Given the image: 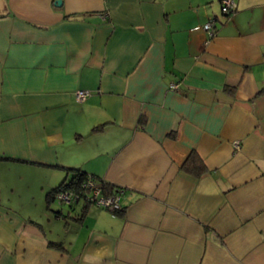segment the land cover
Segmentation results:
<instances>
[{
    "label": "crops",
    "instance_id": "crops-1",
    "mask_svg": "<svg viewBox=\"0 0 264 264\" xmlns=\"http://www.w3.org/2000/svg\"><path fill=\"white\" fill-rule=\"evenodd\" d=\"M234 1L0 0V264H264V0ZM70 168L121 209L48 202Z\"/></svg>",
    "mask_w": 264,
    "mask_h": 264
},
{
    "label": "built area",
    "instance_id": "built-area-1",
    "mask_svg": "<svg viewBox=\"0 0 264 264\" xmlns=\"http://www.w3.org/2000/svg\"><path fill=\"white\" fill-rule=\"evenodd\" d=\"M221 9L224 14L234 10L236 7V3L234 0H221ZM204 29L207 31L209 36L213 35L214 32V27L215 23L214 21H208L205 22L203 25ZM174 88H176V84H172ZM88 94L87 90L84 89H78L75 91V99L77 101L83 100L86 95ZM234 145L237 147L238 142L234 141ZM122 188L116 187V191L113 194H104L102 192L100 182L96 180L95 178L92 177H87L82 183V189L81 192L74 193L73 191H59L56 194L55 199L59 200L60 202H69L71 200L75 199V194L76 195H84L85 198L84 200L88 202H93L97 204L98 206L107 208L110 210L112 213L117 212L121 208V203H120V196H121Z\"/></svg>",
    "mask_w": 264,
    "mask_h": 264
},
{
    "label": "trees",
    "instance_id": "trees-1",
    "mask_svg": "<svg viewBox=\"0 0 264 264\" xmlns=\"http://www.w3.org/2000/svg\"><path fill=\"white\" fill-rule=\"evenodd\" d=\"M235 8H234V10H235ZM234 10H232L226 14H224L222 11L221 12H222V14L229 16L233 13ZM262 91H264V88H262ZM182 170H184V172H186V173L192 174L194 176H198L206 170V166H205L204 162L202 161V158L196 152L192 151V152H190L188 157L184 160V162L182 164ZM69 172H70V174H69L68 178L62 179L61 182L58 183L56 186L47 190L46 198H47L48 202L56 200L55 197L59 191L71 190L74 193H76V191L80 193L81 189H82V183L85 179H87V177H92V178H95L96 180H98L100 182V186H101L102 192L104 194L109 195V194L115 193V191H116L115 186H113L112 184H110V183L108 184V182H106L105 180H102L100 177H96V176H94V174H90V173H88V172H86L80 168H70ZM75 196L76 197H75L74 201L79 200L80 198H83V199L85 198V196L82 194H80V195L75 194Z\"/></svg>",
    "mask_w": 264,
    "mask_h": 264
},
{
    "label": "rangeland",
    "instance_id": "rangeland-1",
    "mask_svg": "<svg viewBox=\"0 0 264 264\" xmlns=\"http://www.w3.org/2000/svg\"><path fill=\"white\" fill-rule=\"evenodd\" d=\"M215 11H216V14H218L219 16H221L222 14L220 13V11H222L221 9V4H219V2L217 0H215ZM58 202H55V204H57ZM63 206V205H62ZM64 207V206H63Z\"/></svg>",
    "mask_w": 264,
    "mask_h": 264
},
{
    "label": "water",
    "instance_id": "water-1",
    "mask_svg": "<svg viewBox=\"0 0 264 264\" xmlns=\"http://www.w3.org/2000/svg\"><path fill=\"white\" fill-rule=\"evenodd\" d=\"M58 4H60V0H56Z\"/></svg>",
    "mask_w": 264,
    "mask_h": 264
}]
</instances>
